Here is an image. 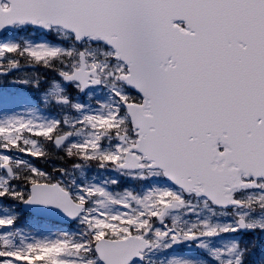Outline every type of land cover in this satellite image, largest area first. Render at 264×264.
Instances as JSON below:
<instances>
[{"label": "snow or ice", "instance_id": "6c2138e0", "mask_svg": "<svg viewBox=\"0 0 264 264\" xmlns=\"http://www.w3.org/2000/svg\"><path fill=\"white\" fill-rule=\"evenodd\" d=\"M25 65L49 75L0 88V264H264V0H0V76Z\"/></svg>", "mask_w": 264, "mask_h": 264}, {"label": "rangeland", "instance_id": "374dc122", "mask_svg": "<svg viewBox=\"0 0 264 264\" xmlns=\"http://www.w3.org/2000/svg\"><path fill=\"white\" fill-rule=\"evenodd\" d=\"M32 36H33V38H32ZM34 37H35V33H30V34L25 33L22 35L21 38L32 40V39H34ZM46 75H49V73L47 72V70H45L43 68L28 67L27 65H25L24 67H22L20 69V71L15 72L12 76H10L6 79L0 80V88H2L5 84H7L10 88L21 89L23 91V93L26 95L40 96V95H42V89L37 90L35 87H31V86H26V85H21V84H13L12 81L15 79L32 77L34 79L39 78L42 82V85H43L44 77ZM23 111H24V109H22V108H14V109L7 111V112L0 111V118H2L5 115H14V114L22 113ZM87 172H88L89 180L96 179L98 181V179H102V177L100 175L106 174V176H108L107 178H118L120 180V183L125 184V186L123 188L127 187L129 190H138L140 187V182L133 181V180H127L124 177H119L114 172L113 173L100 172L98 169L95 168L94 165L91 168H89L87 170ZM89 174H91V175H89ZM136 183L138 185H133ZM123 188L116 189V190H122ZM20 227L22 229H24L26 232H30L31 235H34L37 238H42L45 235H49L50 232H55L59 229L71 230V229L62 228V227L59 228L57 225L54 226L52 224L36 225L35 222L29 221V220H26L25 225L20 226ZM180 248L185 249V254H186V247L184 245H181ZM161 258H163V255L161 256Z\"/></svg>", "mask_w": 264, "mask_h": 264}, {"label": "trees", "instance_id": "16d2710c", "mask_svg": "<svg viewBox=\"0 0 264 264\" xmlns=\"http://www.w3.org/2000/svg\"><path fill=\"white\" fill-rule=\"evenodd\" d=\"M41 162H42V161H41ZM38 163H39V166H41V165H40V162H38ZM52 163L59 164L60 161H59V160H54V161H52ZM42 167L47 168V165H42Z\"/></svg>", "mask_w": 264, "mask_h": 264}]
</instances>
